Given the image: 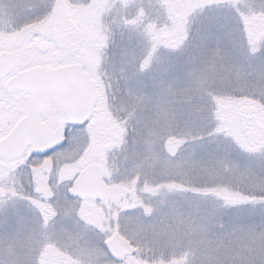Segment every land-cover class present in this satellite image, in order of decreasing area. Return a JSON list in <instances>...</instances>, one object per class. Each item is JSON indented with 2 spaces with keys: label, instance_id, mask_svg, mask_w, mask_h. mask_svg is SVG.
Returning <instances> with one entry per match:
<instances>
[{
  "label": "rangeland",
  "instance_id": "374dc122",
  "mask_svg": "<svg viewBox=\"0 0 264 264\" xmlns=\"http://www.w3.org/2000/svg\"><path fill=\"white\" fill-rule=\"evenodd\" d=\"M2 50L11 75L81 63L99 101L51 159L0 163V264H264V0H0ZM4 84L0 138L29 100ZM224 109L252 123L232 137ZM91 163L107 200L70 199ZM116 232L137 249L122 263Z\"/></svg>",
  "mask_w": 264,
  "mask_h": 264
},
{
  "label": "water",
  "instance_id": "95a60500",
  "mask_svg": "<svg viewBox=\"0 0 264 264\" xmlns=\"http://www.w3.org/2000/svg\"><path fill=\"white\" fill-rule=\"evenodd\" d=\"M15 54L0 53V79L8 76L13 69ZM49 75L50 79H46ZM4 91H24L30 95L27 113L18 121L13 130L0 140V156L5 159L20 158L27 148L33 155H45L65 143V130L53 131L51 121L42 122L40 115L57 95L69 126H84L91 118L98 100L97 82L80 64H69L54 69L49 66H34L12 76L4 85ZM108 186L104 181L103 167L92 163L84 167L68 195L74 199H94L104 201ZM109 255L117 263L134 256L136 248L115 233L105 243Z\"/></svg>",
  "mask_w": 264,
  "mask_h": 264
},
{
  "label": "flooded vegetation",
  "instance_id": "af4514ba",
  "mask_svg": "<svg viewBox=\"0 0 264 264\" xmlns=\"http://www.w3.org/2000/svg\"><path fill=\"white\" fill-rule=\"evenodd\" d=\"M2 51H6V50H2ZM1 52V51H0ZM17 57V56H16ZM74 63H77V62H74ZM68 64H72V63H68ZM66 65V64H65ZM34 66H37V65H34ZM38 66H49L48 64H44V65H38ZM60 66H62V65H59V66H50V67H53V68H55V69H57V68H59ZM30 67H32V66H30ZM85 68V67H84ZM26 69V68H25ZM24 70V69H23ZM85 70L87 71V69L85 68ZM22 71V70H21ZM20 72V71H19ZM89 74H90V76L92 77V75H91V73L89 72V71H87ZM18 73V72H17ZM16 74V73H15ZM11 77V75L10 76H8V77H6V78H4V79H2V80H5V82L9 79ZM45 78L46 79H50V76L49 75H45ZM2 80H0V82L2 81ZM12 93H15V92H10V93H7V94H12ZM23 93H25V92H23ZM27 94V93H26ZM28 95V98H29V94H27ZM52 99H53V102L51 103V105H50V107L47 109V110H45L41 115H40V119H41V121L42 122H44V121H51L52 123H53V131L54 130H56V129H59V128H61V129H64L65 130V138H66V141H65V144L67 143V139H68V136H69V132H70V130H72V129H78V128H82V127H78V126H69V125H67V122H66V118H65V115H64V112H63V107H62V104H61V102L60 101H58V99H57V95H53L52 96ZM28 103H29V100H28V102H27V106H26V110H25V112L24 113H22L21 114V116H20V118L16 121V123L20 120V119H22L25 115H26V113H27V107H28ZM57 106V107H60V109H61V111H62V113H63V115H64V119H65V125H59V124H57L56 123V121L52 118V119H50V118H48V117H45V115L47 114V113H49L52 109H53V107L54 106ZM95 113V112H94ZM94 116V115H93ZM90 122V121H89ZM16 123L10 128V130L2 137V138H4L6 135H8L11 131H12V129L14 128V126L16 125ZM86 126V125H85ZM84 127V126H83ZM2 138H0V139H2ZM65 144L64 145H62L61 147H58V148H56V149H53L52 151H50L49 153H47V154H45V155H33L32 153H31V151H30V149L29 148H27V150L25 151V153L20 157V158H17V159H5V158H3V157H1L0 156V163H1V166L2 167H4V168H14L15 166H17V164H18V162L21 160V159H23L25 156H28L30 159H34V160H39V161H43V160H49V159H51L55 154H56V152L57 151H59L61 148H63L64 146H65ZM37 167H39V166H31V168H29V172L31 173V179L33 180V179H35V176H37V179H35L36 181H37V184L39 185V186H41V188L40 189H49L50 187L51 188H53L54 187V189L56 188V186H55V179L52 181V179L50 180V172L51 171H49V170H45L44 168H37ZM60 168H56V170H59ZM62 172H64L65 170H63V168H62V170H61ZM55 172H58V171H55ZM76 178V177H75ZM104 180H105V182H106V184H107V186H108V193H107V198H108V194H109V191H110V188H109V184H108V182H107V180H106V178H105V169H104ZM74 181V180H73ZM33 183H35V182H33ZM73 183V182H72ZM72 183H71V185H72ZM71 185H70V187H71ZM69 187V188H70ZM69 188L67 189V191H66V194H67V196H68V190H69ZM40 192H42V190H40L39 191V193ZM46 193L48 194V192L46 191ZM53 195L54 194H52L49 198H52L53 197ZM69 197V196H68ZM107 198H106V200H107ZM49 199H46V198H44V196H43V201L45 202V201H48ZM72 200H77V199H72ZM105 200V201H106ZM86 201H92V202H105V201H97V200H86ZM40 206H41V204H40ZM47 211V210H46Z\"/></svg>",
  "mask_w": 264,
  "mask_h": 264
},
{
  "label": "trees",
  "instance_id": "16d2710c",
  "mask_svg": "<svg viewBox=\"0 0 264 264\" xmlns=\"http://www.w3.org/2000/svg\"><path fill=\"white\" fill-rule=\"evenodd\" d=\"M234 97L236 99L235 102H237L241 98V96H237V95H234ZM231 98H232V96H231ZM246 101L249 102V100H246ZM231 107L229 109H231ZM227 109H224V111H223L224 120H223V125H221V128H223V131L224 130L227 131L230 136L234 137V134L237 133L236 131H238L239 126L245 127V125H248V123L251 124L252 118L240 117V115L227 117L226 112L231 111V110H227ZM233 139H235V138H233ZM235 141H236V139H235ZM240 144H242V143H240ZM252 149H255V148H252ZM260 198H264V197H260Z\"/></svg>",
  "mask_w": 264,
  "mask_h": 264
}]
</instances>
